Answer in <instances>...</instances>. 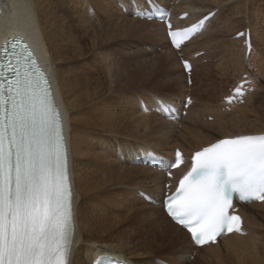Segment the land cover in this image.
Masks as SVG:
<instances>
[{
    "label": "bare ground",
    "instance_id": "obj_1",
    "mask_svg": "<svg viewBox=\"0 0 264 264\" xmlns=\"http://www.w3.org/2000/svg\"><path fill=\"white\" fill-rule=\"evenodd\" d=\"M109 1L112 0L105 1L108 2L105 9L94 4L97 15L104 11L103 14L110 18L112 10ZM166 1L159 2L165 4ZM87 2L89 0H0V44L14 37H20L30 45L33 40L45 72L54 82L62 106L75 194V248L78 250L75 260L77 264H87L89 257H108L125 261L126 264H137L132 260L131 254L141 252L147 259H156L160 263L157 253L162 254L168 250L172 255L169 264H188L185 262V255L193 250V245L187 233L166 217L161 206L152 207L147 201L134 195L141 191L149 195L154 204L160 205L163 174L149 167L135 166L133 161L140 155L147 154L157 156L165 153L172 157L175 148H181L186 153L193 152L226 137L264 132V127L226 133L217 139L208 136L203 138L200 129L201 132L203 128L220 130L233 120L238 125L244 115L240 111L235 112L228 120L220 109L211 106L199 107L193 101L184 120L192 125L185 126L187 138H183L185 142H189L192 137L194 142L190 141L187 148L178 143L172 144V138L175 137L174 125L182 123H171L154 113H142L141 102L137 100L139 94H145L141 95V99L150 111L155 107V97L163 98L166 103H173L174 98L170 95L152 94L150 97L145 85L143 87L148 77L157 78L158 74L153 76L150 72L145 78L142 71L144 68L132 71L127 68L125 57H120L117 61L112 57V49L117 44L112 34L115 26L125 29L128 34H144L152 40L160 38L161 41L166 38L163 26L158 22H144L132 18L126 25L122 22L114 26L108 24L103 30L105 25L101 24L103 29L100 32L94 29L90 31L87 26L89 20H85L87 14L82 12L83 6L80 8V5ZM117 2L120 1H116L115 5ZM200 2L202 3L201 0H185L175 9L171 8V11L175 12L177 9L176 14L187 12L188 18L182 24H191L204 13L216 10L215 17L205 25L206 31L208 25L218 21L221 9L209 8L203 4L201 7ZM141 3L142 0H139V4ZM118 12L119 19L127 20V16L119 10ZM137 25L141 26L135 30ZM203 30L199 35H202ZM249 33L253 50V32ZM243 40L244 38L235 40L229 46L237 47ZM192 41L182 49L186 56L198 52L190 53L187 46ZM169 52L172 58L174 52L170 49ZM242 55H245L244 48ZM189 60L192 64V77L194 60ZM171 63L172 60L168 59L163 63L167 72ZM141 78H145V81ZM153 78H150L148 84ZM251 87L252 82L248 89ZM244 98L256 100V94L249 90L241 99ZM236 103L227 106L228 109ZM204 116L206 119L214 117V122H204ZM118 135L131 138L134 144L127 146L126 142H119V139L116 140ZM168 146L170 153L163 151L168 150ZM118 186L129 198H112L110 190ZM254 209L261 212H252ZM241 216L246 235L232 234L214 246L196 250L197 259L193 264H264V202L242 206ZM178 244H181V249ZM222 247L225 250L223 255L222 252H217ZM130 248L135 250L129 251Z\"/></svg>",
    "mask_w": 264,
    "mask_h": 264
},
{
    "label": "snow or ice",
    "instance_id": "obj_2",
    "mask_svg": "<svg viewBox=\"0 0 264 264\" xmlns=\"http://www.w3.org/2000/svg\"><path fill=\"white\" fill-rule=\"evenodd\" d=\"M210 19L211 14L175 30L168 21L172 45L180 49ZM246 44L250 53V33ZM184 68H190L187 62ZM234 95L243 97L242 87ZM155 103L161 111H176L163 98ZM185 164L177 150L164 170L171 178V169ZM168 188L164 210L195 245L243 235L234 199L264 201V132L226 137L196 151L175 190ZM75 219L68 139L49 76L26 45L6 41L0 46V264H77ZM87 264H106V257H89Z\"/></svg>",
    "mask_w": 264,
    "mask_h": 264
},
{
    "label": "rangeland",
    "instance_id": "obj_3",
    "mask_svg": "<svg viewBox=\"0 0 264 264\" xmlns=\"http://www.w3.org/2000/svg\"><path fill=\"white\" fill-rule=\"evenodd\" d=\"M90 1L91 0H89L87 4L80 5V8H82L83 6V8L87 9L86 11L85 9L82 8V12L84 13V15L87 14L85 20L86 21L89 20L87 22L88 24L87 26L90 29V31L94 29L97 32H100L103 29L104 25L105 26L103 30H105L108 27V24L109 26L110 25L114 26L116 24L120 25L122 22V24L126 25V22L128 23L131 22L130 20L133 18L131 16L132 13L131 14L125 13L124 11H122L124 10V8L121 6H124L126 9H128L129 7H131V4L134 1L136 4H139V0L138 3L137 0L109 1L110 9L112 10V12L110 13V18H108L103 14L104 11H100L99 14L97 15L95 11L96 7L94 5L96 4L97 7L107 6L108 2L106 3L105 2L106 0H92L91 2ZM116 1H120V2H117V4L115 5ZM184 1L185 0H175L173 2L172 0H167L164 5H166L167 7L171 6V8L175 9L177 6L181 5V2L184 3ZM189 1L192 0H188V2ZM201 1H202V3L200 2L201 7H203L202 6L203 4L204 6L209 8L212 7L219 8L221 9L220 12L221 14L218 21L216 20V22H214L212 25H208L206 31L204 29L202 35H199L197 38L193 39V41L187 46L190 53L194 51L195 52L198 51L196 53H191L189 55L194 58V73L191 77L192 79L191 87L187 86L186 84L185 77L182 73L180 65H178L179 60L177 59L176 55L173 54L172 58L171 55H169L170 52L168 48V43L166 42V38L162 41L160 40V38L158 39L155 38L152 40V38L150 37H145L144 34L137 35L134 32L133 34H128L129 32L128 33L125 32V29L122 30L115 26L116 29L112 28V30H115V32L112 31V34L114 35L113 37L116 39L115 40L116 42L115 41L114 42L117 44L112 49L113 50L112 57H114L115 59L114 61H117L120 57H125L127 60L126 66L128 69L132 71H136L139 68L142 69L144 68L142 71L143 73H145V78H146V74L150 72L153 74V76L158 74L157 78L148 77L146 79L147 80L146 84L143 82L144 83L143 87L145 85L146 90H148L147 91L148 95L150 94L149 95L150 97H152L151 96L152 94L153 95L159 94L166 96L170 95L171 97L174 98L173 102L181 106L185 96L189 95L191 96L192 100L196 102V105H198L199 107L211 106L220 109L222 114L224 115L226 114L228 120L233 117V115L231 114H236L239 111L242 114V116L244 115L245 120L243 119L244 121L243 120L240 121V123L242 122L244 124L243 125L241 123L242 130H241V124L239 123L238 126L235 123V120H233V122H229L220 130L203 128L201 132V129L199 128L200 129L199 132L203 134V138L208 136V138L210 137L217 139L221 135L230 132L237 133L238 131H243L244 129L252 130V128H258V129L262 128L264 127V0H201ZM118 10L122 14L128 17L127 20L126 19L122 20L121 18L119 19L120 13L118 12ZM175 12H177V9L175 10ZM140 26L141 25H137L135 27V30L138 27L140 28ZM129 27L130 29L132 28L130 25ZM240 30H248L253 32L251 36L253 37L254 49L251 50L249 55H244V57L242 55V51H243L242 43H238L237 47L229 46L233 41L240 40V39H234V35ZM201 53H203V55L198 57V55ZM167 59L172 60V63L169 64L168 66L169 72H167L168 70H166L167 67L165 68V66L163 65V63ZM245 77L246 79L247 78L250 79L249 80L250 83L252 82V87L250 88V92L253 90V93L256 94V100L253 99L247 100L244 98L243 101L240 102L238 101L234 105L236 109L232 107L227 111H225L227 106L223 101V97L229 93L230 88L235 86L239 82V80ZM145 78H141V79L144 80ZM150 78L153 79L150 82L151 84L150 83L148 84V82L151 80ZM102 81H105V79H103ZM141 95H145V94L138 95L139 98L137 100L139 101V103L143 102L142 100L143 98ZM156 100L157 98L155 97L154 101ZM187 115H188V111H187ZM208 118L206 119L204 116L203 121L208 123L214 122V117H208ZM184 120L185 117L179 121L182 124L174 125L175 137L172 138V144L178 143L184 146L185 148H187L189 146V142L191 141V143H193L194 141H192L193 139L191 137V139H189L190 140L189 142H185L184 138H187L186 137L187 135H185L186 132L185 126L191 127L190 125L192 124L185 123ZM128 139L122 135H118V137L116 136V140H118L119 142H126L127 146L133 145L134 144L133 140L129 137ZM150 145L152 146L153 143ZM116 148L117 149L115 153H117L118 151V147ZM166 149L168 150H163V151L166 153L171 152L170 146H168V148ZM118 187H113L110 190V193L112 194L111 195L112 198H114L115 196L116 197L121 196L120 198H129V195L125 193V191L123 192V189H120V187L119 188ZM150 206L156 207L157 205L151 204ZM158 207H160V205H158ZM252 212L260 213L261 211H258V209H254ZM258 219H260V217H258ZM89 239L92 240V238ZM93 239L95 240L94 237ZM178 248L181 249V244H178ZM133 250L135 249L134 248L129 249V251H133ZM217 252L220 253L222 252V255L225 254L224 247H222V249L220 248L219 251ZM169 253L170 251L168 250L162 252V254L157 253L158 254L157 259L159 258L158 260H160V263L159 261L157 262L156 259H147L146 255H141L142 254L141 252H133L131 254V257L132 260L137 264H156V263L169 264L170 259L172 257V255ZM182 257L183 256H181V258ZM196 259H197V255L193 250L189 251V254L185 255V262L188 264H193ZM216 264H222V263L217 262Z\"/></svg>",
    "mask_w": 264,
    "mask_h": 264
},
{
    "label": "crops",
    "instance_id": "obj_4",
    "mask_svg": "<svg viewBox=\"0 0 264 264\" xmlns=\"http://www.w3.org/2000/svg\"><path fill=\"white\" fill-rule=\"evenodd\" d=\"M126 193V192H125ZM134 195L137 197V195L134 193ZM140 199V198H139Z\"/></svg>",
    "mask_w": 264,
    "mask_h": 264
}]
</instances>
